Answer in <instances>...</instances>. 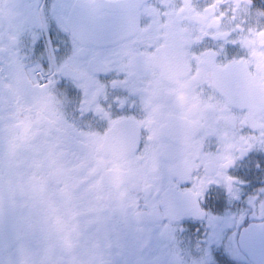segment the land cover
I'll return each mask as SVG.
<instances>
[{"label":"flooded vegetation","instance_id":"af4514ba","mask_svg":"<svg viewBox=\"0 0 264 264\" xmlns=\"http://www.w3.org/2000/svg\"><path fill=\"white\" fill-rule=\"evenodd\" d=\"M0 187V264H264V0H0Z\"/></svg>","mask_w":264,"mask_h":264},{"label":"water","instance_id":"95a60500","mask_svg":"<svg viewBox=\"0 0 264 264\" xmlns=\"http://www.w3.org/2000/svg\"><path fill=\"white\" fill-rule=\"evenodd\" d=\"M0 188H1V187H0ZM12 242H14L13 237L5 236L3 243H4L6 249L8 248V246H9Z\"/></svg>","mask_w":264,"mask_h":264},{"label":"snow or ice","instance_id":"6c2138e0","mask_svg":"<svg viewBox=\"0 0 264 264\" xmlns=\"http://www.w3.org/2000/svg\"><path fill=\"white\" fill-rule=\"evenodd\" d=\"M58 50V49H57ZM230 231V230H229Z\"/></svg>","mask_w":264,"mask_h":264}]
</instances>
